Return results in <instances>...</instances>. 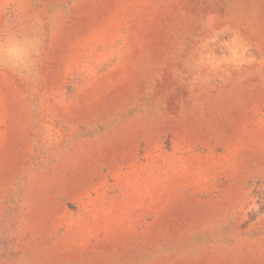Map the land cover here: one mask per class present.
Segmentation results:
<instances>
[{"label": "rangeland", "instance_id": "374dc122", "mask_svg": "<svg viewBox=\"0 0 264 264\" xmlns=\"http://www.w3.org/2000/svg\"><path fill=\"white\" fill-rule=\"evenodd\" d=\"M0 264H264V0H0Z\"/></svg>", "mask_w": 264, "mask_h": 264}]
</instances>
